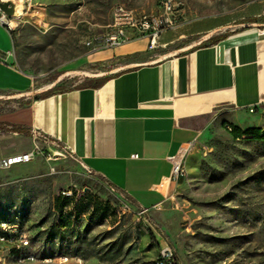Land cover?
Returning <instances> with one entry per match:
<instances>
[{
    "label": "rangeland",
    "instance_id": "1",
    "mask_svg": "<svg viewBox=\"0 0 264 264\" xmlns=\"http://www.w3.org/2000/svg\"><path fill=\"white\" fill-rule=\"evenodd\" d=\"M9 1L17 64L33 85L23 96L0 93L2 111L146 63L141 54L122 56L90 40L108 32L118 5L139 15L162 11L160 0ZM253 1L175 0L178 21ZM38 143L32 161L0 169V222L25 230L39 256L70 257L65 264H156L169 244L179 264H264V141L234 139L220 117L208 120L176 188L151 210L118 194L60 143ZM65 190L73 195L63 198ZM70 214L72 224L60 226Z\"/></svg>",
    "mask_w": 264,
    "mask_h": 264
},
{
    "label": "crops",
    "instance_id": "2",
    "mask_svg": "<svg viewBox=\"0 0 264 264\" xmlns=\"http://www.w3.org/2000/svg\"><path fill=\"white\" fill-rule=\"evenodd\" d=\"M117 51L149 61L100 86L93 85L98 79L1 111L0 121L25 125L65 146L144 210L157 208L176 188L172 157L192 150L210 118L242 129L263 126L264 0L178 21L155 48L140 37ZM16 58L14 38L0 24V93L23 96L33 79ZM32 143L17 132L0 133V159L29 151Z\"/></svg>",
    "mask_w": 264,
    "mask_h": 264
},
{
    "label": "built area",
    "instance_id": "3",
    "mask_svg": "<svg viewBox=\"0 0 264 264\" xmlns=\"http://www.w3.org/2000/svg\"><path fill=\"white\" fill-rule=\"evenodd\" d=\"M2 1L9 0H0V2ZM160 7L162 11L159 14L139 15L133 8L124 5L116 6L113 13V21L108 25V32L95 36L90 40V43L100 48L119 47L131 39L146 37L149 40V48L157 47L160 35L165 30L174 27L178 22L176 13L177 4L175 0H160ZM13 16L6 14L0 7V24L2 26L12 27ZM249 111L254 112L255 108L251 107ZM31 135L33 137L34 147L29 151L1 158L0 169L9 168L16 164L28 163L39 155L41 149L38 140L47 139L48 137L37 130H32ZM70 152L74 155L72 151ZM183 160L184 153L172 157V177L177 182L184 174ZM62 193H73V191L65 190ZM7 230L13 229L7 227ZM14 239H17V244L28 245L25 242L24 236H22L21 230H16V237H14ZM1 250L2 249H0V251ZM43 260H45V263L49 264V259ZM69 260L70 257H62L59 258V263L65 264L68 263ZM168 260H175V264H179L175 259L172 247L166 244L161 249L156 264H168Z\"/></svg>",
    "mask_w": 264,
    "mask_h": 264
},
{
    "label": "bare ground",
    "instance_id": "4",
    "mask_svg": "<svg viewBox=\"0 0 264 264\" xmlns=\"http://www.w3.org/2000/svg\"><path fill=\"white\" fill-rule=\"evenodd\" d=\"M186 153H184V158ZM185 172V169H184ZM65 196H72L73 193H65ZM63 195V196H64ZM7 227L13 230H7ZM16 230H21L25 242L28 245L17 244ZM0 264H47L43 259H49V264L59 263V258L52 256H39L33 250V244L29 234L18 224L0 222ZM168 264H175V260H168Z\"/></svg>",
    "mask_w": 264,
    "mask_h": 264
},
{
    "label": "trees",
    "instance_id": "5",
    "mask_svg": "<svg viewBox=\"0 0 264 264\" xmlns=\"http://www.w3.org/2000/svg\"><path fill=\"white\" fill-rule=\"evenodd\" d=\"M9 31L13 37V30H9ZM110 77L111 76L103 77V78L99 79L96 83H94L93 85L100 86L104 81H106ZM53 92H54L53 89H49V90L41 93L39 96H37L36 99L45 98V97L49 96L50 94H52ZM30 103H31V100H28L27 102H25L24 104H21L20 106L29 105ZM12 109H14V108H12ZM12 109H9V110H12ZM0 111H2V110H0ZM224 125H227L228 131L234 139L241 140V139L247 138V139H251L253 141H259V142L264 141V124L261 127H249L247 129H242L239 126H236L234 124L224 123ZM0 131L4 134L7 132H17V133H20L23 135H30L32 129L25 126V125L0 121ZM121 193L124 194V192H121ZM63 195L64 194L62 193L63 198L71 197V196H65V195L63 196ZM57 201L61 202L62 207L67 208V204H65L64 199H61L60 197H58ZM73 217H74V215L70 214L68 217H66V219H64L63 221H61L58 224L60 226L61 225H70V224H72L71 219Z\"/></svg>",
    "mask_w": 264,
    "mask_h": 264
},
{
    "label": "water",
    "instance_id": "6",
    "mask_svg": "<svg viewBox=\"0 0 264 264\" xmlns=\"http://www.w3.org/2000/svg\"><path fill=\"white\" fill-rule=\"evenodd\" d=\"M0 7L9 16H13L15 14L16 8L12 1H2L0 2Z\"/></svg>",
    "mask_w": 264,
    "mask_h": 264
}]
</instances>
